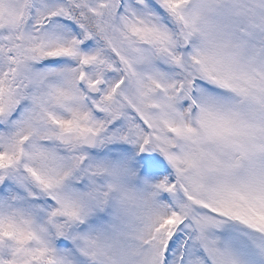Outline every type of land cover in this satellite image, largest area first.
I'll return each instance as SVG.
<instances>
[{
    "label": "snow or ice",
    "instance_id": "1",
    "mask_svg": "<svg viewBox=\"0 0 264 264\" xmlns=\"http://www.w3.org/2000/svg\"><path fill=\"white\" fill-rule=\"evenodd\" d=\"M0 264H264V0H0Z\"/></svg>",
    "mask_w": 264,
    "mask_h": 264
}]
</instances>
